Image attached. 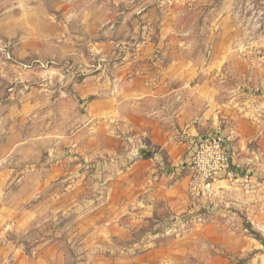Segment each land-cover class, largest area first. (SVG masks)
Instances as JSON below:
<instances>
[{
	"label": "crops",
	"instance_id": "crops-1",
	"mask_svg": "<svg viewBox=\"0 0 264 264\" xmlns=\"http://www.w3.org/2000/svg\"><path fill=\"white\" fill-rule=\"evenodd\" d=\"M169 39H139L133 51L103 54L94 70L69 57V70L56 71L61 84L2 86L0 264H52L59 253L50 236L30 251L14 236L59 218L82 220V234L106 238L161 224L149 232V246L161 248L144 264H177L178 255L202 261L200 247L224 255V264L249 253L246 264H264V233L251 234L264 231V86L247 85L260 71L249 65L250 52L234 51L242 44L197 55L171 48ZM27 108L39 121L42 108L54 109L48 117L65 130L22 132ZM218 127L242 179L233 188L219 181L208 224L187 229L194 214L189 158L198 138ZM141 147L151 156L136 157ZM91 175L99 178L93 197L85 180ZM89 220L97 222L86 227Z\"/></svg>",
	"mask_w": 264,
	"mask_h": 264
},
{
	"label": "rangeland",
	"instance_id": "rangeland-1",
	"mask_svg": "<svg viewBox=\"0 0 264 264\" xmlns=\"http://www.w3.org/2000/svg\"><path fill=\"white\" fill-rule=\"evenodd\" d=\"M163 36L171 38V48L197 55L226 51L232 43L242 44L234 51L250 52L249 65L260 71L259 79L256 74L250 75L247 85L256 89L263 81L264 86V0H0V97L2 86L7 84L24 86L26 91L41 83L57 84L60 76H56V71L69 70V57L75 62L79 57L84 68L94 70L91 65H97L103 54L112 59L110 55L114 53L133 51L137 47L133 43L139 39L146 42L144 39L153 41ZM140 45L147 48L146 44ZM41 70L42 74L36 73ZM234 82L239 83L236 79ZM15 92L17 95L16 89L12 93ZM53 110L42 108L39 121L33 117V109L27 108L22 132L65 130L56 118L48 117ZM80 111L81 107H74V112ZM85 180L93 197L99 189V178L91 175ZM216 207L214 202H207L193 208V222L186 228L207 225ZM48 211L49 205L44 209L45 214ZM95 222L84 221L86 227ZM81 224L82 220H46L27 236L19 234L14 240L29 245L30 251L43 237L50 236L59 253L52 264H144L149 252L161 248L149 246V232L159 223L143 222L129 237L110 238L84 235ZM263 233L256 229L251 234L256 238ZM157 239L156 242H168ZM97 240L101 246L93 247ZM83 243L90 247H82ZM133 243L137 246L130 247ZM200 250L202 261L189 256L184 261L178 255L177 264L225 263L226 257L218 254H213L215 259L210 262L209 247ZM254 255L249 253L234 260V264H246Z\"/></svg>",
	"mask_w": 264,
	"mask_h": 264
},
{
	"label": "built area",
	"instance_id": "built-area-1",
	"mask_svg": "<svg viewBox=\"0 0 264 264\" xmlns=\"http://www.w3.org/2000/svg\"><path fill=\"white\" fill-rule=\"evenodd\" d=\"M188 168V196L193 208L212 202L219 181H226L233 188L242 179L241 172L233 163L229 140L220 127L198 138ZM197 219L202 218L200 216Z\"/></svg>",
	"mask_w": 264,
	"mask_h": 264
},
{
	"label": "water",
	"instance_id": "water-1",
	"mask_svg": "<svg viewBox=\"0 0 264 264\" xmlns=\"http://www.w3.org/2000/svg\"><path fill=\"white\" fill-rule=\"evenodd\" d=\"M136 157H143V158H148L151 156V153H149V151H147V149L145 147H141L138 149L137 151V155H135Z\"/></svg>",
	"mask_w": 264,
	"mask_h": 264
}]
</instances>
